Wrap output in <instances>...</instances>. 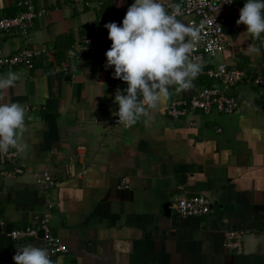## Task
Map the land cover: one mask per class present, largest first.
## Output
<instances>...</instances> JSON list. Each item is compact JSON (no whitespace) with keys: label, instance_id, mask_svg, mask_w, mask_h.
Here are the masks:
<instances>
[{"label":"crops","instance_id":"0c3cea01","mask_svg":"<svg viewBox=\"0 0 264 264\" xmlns=\"http://www.w3.org/2000/svg\"><path fill=\"white\" fill-rule=\"evenodd\" d=\"M25 2L46 15L34 19L27 37L14 32L0 48L5 55L44 52L32 69H0V76L12 71L20 77L3 102L25 109L18 152L30 170L15 178L0 175V264H14L20 246H44L40 239L14 241L7 234L42 215L38 181L45 172L55 182L48 193L51 233L66 250L54 258L58 264H264V85L253 84L264 81V47L260 55L249 53L252 38L236 24L246 0L218 13L231 28L230 45L201 63L193 88L170 89L132 127L113 123L114 89L127 88L113 79L114 67L83 59L69 75L57 71L70 44L96 26L98 1L0 0V17L16 16ZM113 3L122 26L134 0ZM181 22L187 25L186 18ZM218 64L245 72L242 82L221 86L237 110L167 117L173 100L212 84L205 71ZM194 195L206 196L212 213L180 217L175 202ZM229 231L240 233L238 251L225 247Z\"/></svg>","mask_w":264,"mask_h":264},{"label":"clouds","instance_id":"9594fccd","mask_svg":"<svg viewBox=\"0 0 264 264\" xmlns=\"http://www.w3.org/2000/svg\"><path fill=\"white\" fill-rule=\"evenodd\" d=\"M232 3V0H227ZM180 6L169 12L159 0H134L122 21L105 24L110 49L105 53L106 70L114 67L113 79L127 84L117 88L113 115L117 123L132 127L148 110H155L169 96V90L181 93L193 88L201 72L199 58H192L202 39V26H190L177 19ZM237 25H244L252 38L247 50L260 55L264 47V0H246L239 11ZM20 79L16 72L0 76V101ZM25 109L20 103L0 102V153L9 149L22 151L21 138L26 130ZM14 264H53L46 246H20L13 256ZM54 264H58L54 261Z\"/></svg>","mask_w":264,"mask_h":264},{"label":"built area","instance_id":"2783aa9c","mask_svg":"<svg viewBox=\"0 0 264 264\" xmlns=\"http://www.w3.org/2000/svg\"><path fill=\"white\" fill-rule=\"evenodd\" d=\"M98 1V7L101 3ZM240 0H159L164 7L171 12L172 7L179 5L181 15L177 16L179 21L187 19V25L202 26V39L195 46L192 58H199L203 63L206 59H212L222 54L230 45L227 36L223 32L226 20L218 13L226 10L232 11L238 6ZM21 11L13 17H0V43L2 39L14 32L27 37L32 28L34 19L46 15L43 9H36L30 2L20 4ZM109 15H101L97 25L80 40L73 43L69 48V56L66 57L57 67V71L69 75L73 73L75 64L83 59L93 61H106L105 53L111 47V41L105 34V24ZM44 51L23 49L22 51L5 55L0 48V69L12 70L15 68L32 69L36 58H39ZM207 77L212 81L208 87H202L195 95L188 99L173 100L166 108L167 117L175 120L186 119L194 112L211 113L216 111L220 114L231 115L237 110V102L234 97L226 95L221 86L232 87L242 82L246 76L243 70L229 67L225 64H218L205 71ZM253 84L258 87L264 85L262 79L256 78ZM122 90L126 87H115ZM3 102V101H0ZM118 118L113 120L117 123ZM0 175L3 177L15 178L28 173V166L22 162L21 156L16 149H9L7 153H0ZM81 173L77 175L80 176ZM38 181L43 188L45 196V209L37 221L21 229H14L8 232L7 236L14 241L27 239H40L47 247L52 259L64 254L65 248L59 238L51 233L49 214L53 204L48 200L49 190L55 186V182L48 172L42 173ZM177 214L182 218H199L212 213V203L204 195L180 197L174 204ZM40 234L42 236L40 237ZM240 233L229 231L225 233V247L231 250H239Z\"/></svg>","mask_w":264,"mask_h":264},{"label":"trees","instance_id":"16d2710c","mask_svg":"<svg viewBox=\"0 0 264 264\" xmlns=\"http://www.w3.org/2000/svg\"><path fill=\"white\" fill-rule=\"evenodd\" d=\"M243 1H245V0H243ZM99 2L101 3V5L99 7L100 16L104 15V14L109 15V18H108L109 20L106 24L111 23V22H115L118 24L117 16H115L113 13L114 8H115L113 0H99ZM104 31H105V34L108 36V30L106 28H104ZM73 43L70 44L69 48L73 45ZM204 87H208V86H204Z\"/></svg>","mask_w":264,"mask_h":264},{"label":"water","instance_id":"95a60500","mask_svg":"<svg viewBox=\"0 0 264 264\" xmlns=\"http://www.w3.org/2000/svg\"><path fill=\"white\" fill-rule=\"evenodd\" d=\"M223 32H224V34L225 35H230V33H231V28H230V26H223ZM169 206H170V204L169 203H167L165 206H164V211H166V215H168L169 216V210L167 209V208H169ZM214 205H212V207H213ZM221 216V215H220ZM42 236V234H40V237ZM54 260V259H53Z\"/></svg>","mask_w":264,"mask_h":264},{"label":"rangeland","instance_id":"374dc122","mask_svg":"<svg viewBox=\"0 0 264 264\" xmlns=\"http://www.w3.org/2000/svg\"><path fill=\"white\" fill-rule=\"evenodd\" d=\"M216 66V65H215Z\"/></svg>","mask_w":264,"mask_h":264}]
</instances>
